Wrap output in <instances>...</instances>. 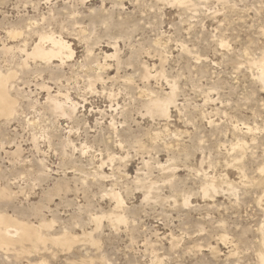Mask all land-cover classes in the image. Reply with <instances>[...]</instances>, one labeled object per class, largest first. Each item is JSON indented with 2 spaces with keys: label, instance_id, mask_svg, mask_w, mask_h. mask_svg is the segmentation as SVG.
Here are the masks:
<instances>
[{
  "label": "rangeland",
  "instance_id": "obj_1",
  "mask_svg": "<svg viewBox=\"0 0 264 264\" xmlns=\"http://www.w3.org/2000/svg\"><path fill=\"white\" fill-rule=\"evenodd\" d=\"M263 61L264 0H0V264H264Z\"/></svg>",
  "mask_w": 264,
  "mask_h": 264
},
{
  "label": "bare ground",
  "instance_id": "obj_2",
  "mask_svg": "<svg viewBox=\"0 0 264 264\" xmlns=\"http://www.w3.org/2000/svg\"><path fill=\"white\" fill-rule=\"evenodd\" d=\"M184 1V0H183ZM176 2V1H175ZM183 3V2H182ZM181 3V4H182ZM52 43H53V45H54V47H55V49H51V50H49V51H45L44 49H42V48H40L39 46H36L35 48H34V50H33V55H35L36 57H38V58H41V59H43V60H51V59H53V58H58L59 56H60V54H59V51H60V49L61 48H64V43H62V42H60V41H52ZM66 46V45H65ZM64 50V49H63ZM60 59H61V57H60ZM260 65V64H259ZM260 69V68H259ZM261 70H262V72H263V74H264V61L262 62V64H261ZM10 76V75H9ZM261 78V77H260ZM262 80H263V78H261ZM261 81V80H260ZM3 79L2 80H0V88L2 87V89H3ZM7 82V81H6ZM262 82V81H261ZM3 85V86H2ZM6 86V85H5ZM5 90V89H4ZM172 90V89H171ZM1 93V92H0ZM171 95V94H170ZM2 97H3V93H2ZM2 97L0 96V114L2 113L3 115H4V111L6 110V109H8V111H10V108L9 107H7V105H6V103L5 102H3V99H2ZM8 97V96H7ZM7 100L9 99V98H6ZM169 102L171 103V100H169ZM10 106V105H9ZM152 106H153V108H157V109H160L161 110V112H164L163 111V109H164V107H163V105H162V103H160V102H154L153 104H152ZM11 107V106H10ZM149 107V106H148ZM13 110V109H12ZM7 111V110H6ZM165 111H166V109H165ZM1 114V115H2ZM156 114V113H155ZM0 115V116H1ZM2 117V116H1ZM8 219V218H7ZM7 219H5V217L4 216H0V247H2V246H6L7 244H9L10 245V243H12V242H14V241H16V240H14L13 241V239H12V235L13 234H17V232H20V236H17V239L19 238V240L18 241H22V240H25V239H29V237H30V235H31V233L30 232H28L29 231V229H27V228H22L23 227V225H22V227L21 226H16V225H18V224H15L14 225V223H12L11 221H13V220H11V221H8ZM15 222V221H14ZM18 223V222H17ZM12 225V226H11ZM14 225V226H13ZM11 227H13L14 229L13 230H9V228H11ZM20 230V231H19ZM31 231H32V229H31ZM40 239H42V238H40ZM39 239V240H40ZM36 240H38L37 238H36ZM26 243V242H25ZM35 246V245H34ZM261 261L262 262H264V257H262V259H261Z\"/></svg>",
  "mask_w": 264,
  "mask_h": 264
}]
</instances>
